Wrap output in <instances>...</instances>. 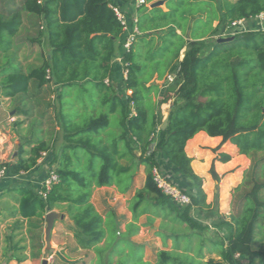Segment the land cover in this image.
<instances>
[{
    "label": "trees",
    "instance_id": "1",
    "mask_svg": "<svg viewBox=\"0 0 264 264\" xmlns=\"http://www.w3.org/2000/svg\"><path fill=\"white\" fill-rule=\"evenodd\" d=\"M114 5L113 0H0V103L2 98L16 102V116L29 117L22 96L30 82L36 84L35 96L56 84V97L47 109L52 107L62 136L56 151L52 137L44 140L40 130L29 132V156L23 159L21 148L17 161L2 165L13 176L28 173L37 167L41 153L51 155L50 165H56L59 181L44 200L29 188L10 190L17 195L10 212L19 218L15 229L22 221H44L53 208L64 209L77 246L94 251L96 264H264V31L208 42L230 23L264 13V0H165L166 11H145L141 5L139 35L121 60L126 65L123 88L130 92L125 98L111 84L114 42L125 34ZM25 14L42 20L50 50L49 60L28 71L11 53ZM165 74L174 75L176 88L158 100L156 82ZM165 104L168 124L159 130ZM199 132L221 138L250 161L242 182L232 190L230 214L219 217L216 225L226 231L224 240L205 238L207 227L191 217L193 210L212 213L203 180L185 152L186 143ZM159 159L191 186L190 193L183 190L189 205L177 206L156 186L152 170L160 167ZM217 161L225 164L230 156L219 154ZM140 167L145 181L128 201L131 222L125 233L113 230L107 240L113 224L91 203L92 192L115 187L125 194ZM211 175L218 180L212 169ZM141 215L147 216L146 224L160 221L155 234L164 248L153 262L143 261L142 248L129 241L138 232ZM13 238L5 237L4 264L25 260L20 254L23 240ZM166 241L172 242L170 248Z\"/></svg>",
    "mask_w": 264,
    "mask_h": 264
},
{
    "label": "rangeland",
    "instance_id": "2",
    "mask_svg": "<svg viewBox=\"0 0 264 264\" xmlns=\"http://www.w3.org/2000/svg\"><path fill=\"white\" fill-rule=\"evenodd\" d=\"M17 3L20 2V0H15ZM13 1V2H15ZM163 2L164 0H154L153 2L149 3L147 7L150 8V6L153 3L156 2ZM162 10H164V3L160 6ZM215 22L212 23V27H215ZM190 27H192V22L189 24V28L186 32V34L189 32ZM252 31V30H250ZM226 32L219 31L214 37L208 39V42L210 44L213 41H216L217 39L227 37ZM22 34L15 37L16 43L20 39H22ZM186 36V35H185ZM30 53V47H26L24 51V56L28 55ZM9 57L12 59V56L9 55ZM118 66V65H117ZM167 75L163 77V79L156 84L159 87L158 92V100L164 95L166 90H174L176 87H174V83H169L167 81ZM121 77V69H116L115 72V79L119 80ZM55 88H51V86H48V88H44L42 93L37 94L35 96V92L32 87H30L29 92L22 96L25 98L26 108L30 109V115L29 117H18L16 115L15 108L18 107L16 102H11L9 99L2 98L0 103V167L5 164H9L12 162L17 161L18 159V153L20 149L22 148L24 154L22 155L23 159L27 158L29 155V151L31 149L28 144H26L27 135H30L29 132H35L36 130H40V137L42 139H48V137L54 136V147L57 151L56 147L58 148L59 145L62 143V140L59 136V132L56 130V123L54 120V112H52V107L47 109V105L53 103L56 93L54 92ZM157 101V97H156ZM169 111V105L165 104L160 107V113L162 116V121L166 119L167 113ZM42 113H45L44 116H41ZM18 123H21L20 125H17ZM57 131V134L55 132ZM61 135V134H60ZM219 142L213 143L211 146H207L205 142L202 140H196V142H193L189 144L187 151L191 155L193 152L197 149H200L203 151H209L212 153L213 157L210 166L207 169V175L208 177L206 179L202 178L203 180V191L206 195V202L211 199V207L212 212L217 213L218 215V208L219 203L224 198L226 199H232V194L229 196V189H231L238 181H240L243 177V173L246 171V169L249 167L250 163L248 160L244 159L243 157H237L234 158L232 163L229 166L219 167L216 165L217 157L216 154L220 150V146L218 145ZM211 147V148H210ZM17 150V152H16ZM17 154L16 159L13 160L14 154ZM162 160V159H161ZM47 161V162H46ZM52 161V156L48 155V158H46L45 162L42 161L41 164H38L34 173H32V170L28 173H22L17 176H13L8 173L7 169L2 175L1 181H0V264H4L5 259L2 256L3 249L6 245L5 237L6 236H13V241L17 242L18 240L22 239V246L24 247V250L20 253L21 255H25L24 253L27 248L30 250V257L29 258L32 262V264H41L42 260L50 261L51 264H68V262H64L63 260H59L55 258L54 260H50L52 256V246H50V250L45 249L44 244V229H45V221L41 220H29V221H22L18 227L20 229L16 228V221L19 219L18 217H10L11 210L17 206L16 200L17 195L10 192L11 189L19 188V187H25L32 189L38 195L44 200L45 199V191L40 194V190H42L41 185L37 184V181H35L38 177L42 176L43 179H45L48 176V165L47 163H50ZM160 161V160H159ZM164 162V160H162ZM44 162V163H43ZM165 168L166 170L172 171L173 169L168 166L166 162ZM164 163L160 164V167L164 169ZM3 167V166H2ZM5 168V167H4ZM53 169H56V165H53ZM2 168H0L1 170ZM172 169V170H171ZM211 169L212 171L217 175L218 180H214L213 176L211 175ZM167 173V171H164ZM173 172V171H172ZM174 176V173L169 174L168 177ZM176 179H182L179 178L178 175H176ZM182 177V176H181ZM133 184H136V186H140L143 181L145 180V173L144 169L139 170V172L133 177ZM205 180V181H204ZM208 181V182H207ZM105 195H101L99 198L102 200V204L106 207V210L112 209L115 211V215L117 219L120 221V223H126V225L131 222L132 215L129 212L128 209V201L131 198V193L126 195H119L118 193H111V192H105ZM93 194V192H92ZM93 195H91V203L93 204ZM95 202L97 205H99L97 202L98 200L95 199ZM96 209V208H95ZM230 210H231V203H230ZM51 211L57 212L59 216L63 215L64 217L68 216L66 215L64 209L58 210L56 208H53ZM231 212V211H230ZM147 216L141 215L136 225L139 226L138 232L136 235L131 237L129 241L134 245L135 247H141L142 248V259L147 261H155L157 252L159 250H163V243L160 239H158L155 235L156 231L161 227L159 220H154L150 224L147 223ZM199 219V218H198ZM198 219H196L198 221ZM208 218V220H203L202 225L207 227V230L203 233V236L207 239H210L211 241H215L218 239H223L226 236V231L223 229L217 228V224L220 219H213ZM119 231V230H118ZM119 235V233H117ZM109 239L113 237V230L110 228L108 231ZM118 237V236H116ZM74 242L76 243L75 239L73 238ZM168 248L171 247V244L167 242ZM106 254V253H105ZM105 254L102 255V258H105ZM10 254L7 253V256ZM214 259H217L214 257ZM116 258H113V261L115 262ZM88 264V262H86ZM7 264H11L8 262ZM17 264V263H16ZM70 264H79L77 263H70Z\"/></svg>",
    "mask_w": 264,
    "mask_h": 264
},
{
    "label": "crops",
    "instance_id": "3",
    "mask_svg": "<svg viewBox=\"0 0 264 264\" xmlns=\"http://www.w3.org/2000/svg\"><path fill=\"white\" fill-rule=\"evenodd\" d=\"M8 1H11L12 3H16L15 0H8ZM13 1H15V2H13ZM231 1H235V0H231ZM113 3L115 5H117L121 11H123L124 13L127 14L129 20L132 19L135 15L140 16V14H141V12L138 9L140 6L139 7L136 6L135 0H129L126 3L118 1V0H113ZM163 3L165 4V0L163 1ZM147 5H149V4H146L145 11L150 10V8L147 7ZM164 7H165V5H164ZM163 11H166V8H164ZM215 23H216L215 24V26H216L217 22H215ZM246 25H247V29H249V31L250 30H252V31L261 30V29L264 30V22L257 21L254 18L246 20ZM43 26H44V24L40 18L35 17L33 15H29V14L23 15V23H22L21 29L19 31V34L17 36H19L20 34H22L24 36H22V39H20L18 41V43H16L15 38L13 39L11 53L15 55L17 63L20 64L21 68L24 71H28L30 69H33V68L40 66L45 59L49 60L50 50L47 46V41H46L45 31H44ZM42 33H44V34L42 35ZM124 38H125V34H123L119 39H117L114 42L115 54L112 57V61H111L112 66H113V74H112V83L111 84H112L113 88L115 89L116 93L122 98H125L126 96H128L130 94L129 91H126L123 88V78H124L122 76L123 66H122L121 62L118 61V59L122 58V55L124 53L123 49H122V43L124 41ZM26 47H28V48L30 47V53L28 55H26L25 57H23L24 56L23 54H24ZM183 53H184V49L181 50V52H180V57H179L180 60L183 57ZM118 68L121 69V77L119 80H116L115 79V72H116V69H118ZM50 86L52 89L55 88V90H57V88H58V86L56 84H53V83ZM30 87H32L34 92H35L36 84L34 81L30 82ZM47 88H48V86H47ZM15 117H16V115H15ZM18 117H21V116H18ZM56 130L59 131L57 126H56ZM57 131L55 132V134H57ZM58 134L62 140V136L60 135V133H58ZM52 138H53V140H55L54 136H52ZM196 140H202L203 142H205L207 144V146H211L213 143L219 142L218 145L220 146V150L216 154V157L222 153L230 156V161L225 163V164L217 162L216 165L219 167L229 166L232 163L233 159L237 158V157H243L244 159L248 160L245 156L238 154L235 146H233L227 142L222 143L221 138H218V137L210 138L204 132H199L191 140H189L186 143L185 152H186L187 156L189 158H191V160H192L191 167H192L194 173L197 174L201 178L206 179L208 177L207 169L209 168L210 162H211L212 158H214V157H213L211 152H209V151H203L202 152L200 149L195 150L193 152V154L190 155L187 151V148H188L189 144L196 142ZM54 143H55V141H54ZM61 144L59 145V147L61 146ZM59 147L58 148L56 147L57 151H58ZM159 160L161 161V159H159ZM248 162L250 163L249 160H248ZM160 163L163 164L164 162L161 161ZM165 166H166V164L164 163V169L159 167L161 169V171L162 172L167 171L168 175L171 173H174V176H172L173 181L182 190H186L187 192L190 193L192 191L191 186L186 182L185 178L181 177L174 169L173 170L171 169L173 172L172 171L168 172V170H170V169L166 170ZM141 169H143V167L139 168V170H141ZM139 170H138V172H139ZM35 171L36 170L33 169L32 173H34ZM176 175H178V177L182 178V179H176V177H177ZM43 180H44L43 177L40 176L35 181H37V184H41ZM241 182H242V179L240 181H238L236 183V185H234L231 189H229V191H230L229 196H230V194H232V190L234 188H236ZM143 184L144 183H142L140 186L137 187L136 184H133V180H132L130 188L125 194H119L117 188H115V187L96 188L93 190V194H92L93 195V197H92L93 201L92 202H93L94 207L96 208L97 212L100 215H102L104 220L108 221L107 222L108 224H109V221L112 222V224H113L112 230H115L116 234L117 233H125L126 226L130 222L127 225L124 222L120 223V221L117 219V217L115 215V211H113L112 209H110V211L106 210V207L102 204V202H101L102 200H100L99 197L101 195H105L106 194L105 192H111L113 194L118 193L119 195H122V196L132 192V194H131L132 195L131 198H132L135 191L137 189L141 188L143 186ZM95 199L98 200L97 203L99 205L96 204ZM210 203H211V199L209 201L207 200V204H210ZM230 203H231L230 199L224 198L223 200H221V202L219 203L218 215H217V213H214V212H212V213H201L199 211L193 210L191 212V217L200 225H202L203 220H208V218L213 217V219L217 220V219H220L219 217H228V215L230 214V211H231L230 210ZM61 217L62 218H59L57 221H55V223L53 225V230L51 232L50 244H51L53 250H52V256H51L50 260L55 261V258H56L59 260H63L66 263L68 262V264L77 263V262L79 264H87L86 262H88V264H96V262H97L96 253L92 250H89V251L83 250L77 246V244L73 240V238H74V236H73L74 235V227H73L72 222L67 217H64L63 215ZM196 219H198V221ZM213 219H212V221L214 222L215 220H213ZM107 223H105V224L108 225ZM202 226H204V225H202ZM108 238H109V236H108V232H107L106 239L108 240ZM157 238L161 240V238H159V237H157ZM167 242L172 244L171 241H166V243ZM162 243H163V241H162ZM101 245H102V243H101ZM166 246H168V244H166ZM25 251H27V253L25 252L24 254L27 255V257H30V250L27 248ZM25 255H23V256H25ZM27 257L25 256V260L22 263H17V264H32L31 260ZM144 261H147V260H144ZM10 263L16 264L15 261H10ZM47 263L51 264L50 261H47Z\"/></svg>",
    "mask_w": 264,
    "mask_h": 264
},
{
    "label": "built area",
    "instance_id": "4",
    "mask_svg": "<svg viewBox=\"0 0 264 264\" xmlns=\"http://www.w3.org/2000/svg\"><path fill=\"white\" fill-rule=\"evenodd\" d=\"M135 4L137 7H139L141 5H145V1L135 0ZM112 9L117 17V20L122 25L123 31L125 33V38L122 43L123 52H128L136 36L139 35V32L136 28L138 16L135 15L132 19L129 20L127 14L121 11L118 6L114 5L112 6ZM254 19L260 22H264V13L254 17ZM247 31H249V29H247L246 20L242 19V20L234 21L230 23V25L227 26L223 32H226L225 34L228 33L227 36H229V35L241 34ZM255 31L257 32V31H264V30L261 29V30H255ZM121 60L122 58L118 59V61L120 62ZM122 66H123L122 76L124 77L126 75V70H125L126 65L122 64ZM49 78H50V75H49V72L47 71L46 79H49ZM166 78L169 83H172L175 77L174 75H168ZM106 84H108L107 81H106ZM47 157L48 155L46 153H41V156L38 160V164H41L43 160L45 162ZM47 165H48V170H47L48 176L40 184L42 187L41 188L42 190H40V194L43 193V191H45L44 193L46 194V192H48L51 189V187L53 185H56L59 181L58 176L56 174V169H53L52 168L53 166L50 165V163H47ZM5 171L6 170L4 167L0 170V181ZM168 176L169 175L165 172H162L160 168H154L152 170L153 181L155 182L156 186L158 187V189H160L163 195L169 197L171 202H173L179 207H184V206L189 205L190 204L189 195L187 193H184L183 190L171 179V177H168Z\"/></svg>",
    "mask_w": 264,
    "mask_h": 264
},
{
    "label": "water",
    "instance_id": "5",
    "mask_svg": "<svg viewBox=\"0 0 264 264\" xmlns=\"http://www.w3.org/2000/svg\"><path fill=\"white\" fill-rule=\"evenodd\" d=\"M162 4H163V2H161V1L153 3L150 6V9L155 8V7H160ZM229 40H230V38H227V39L220 38V39H217V43L226 42V41H229ZM167 124H168V119L166 117V119H164L162 121V124L160 125L159 130L166 129ZM16 152H17V150H16ZM16 156H17V154L15 153L14 156H13V160L16 159ZM59 218H62V217L59 216L58 213L53 212V211H50V212L45 214V217H44L45 229H44L43 240H44V244H45V249L46 250H50V246H51V244H50L51 232L53 230V225H54L55 221H57ZM41 264H48L47 260H42Z\"/></svg>",
    "mask_w": 264,
    "mask_h": 264
}]
</instances>
